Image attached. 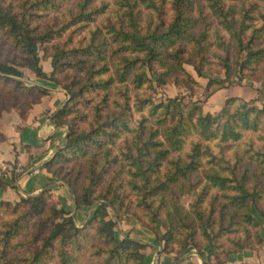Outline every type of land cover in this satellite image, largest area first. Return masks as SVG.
Returning <instances> with one entry per match:
<instances>
[{
  "label": "trees",
  "instance_id": "1",
  "mask_svg": "<svg viewBox=\"0 0 264 264\" xmlns=\"http://www.w3.org/2000/svg\"><path fill=\"white\" fill-rule=\"evenodd\" d=\"M19 1L0 0V32L20 51L19 66L31 69L38 78L51 81L68 93L65 105L54 115L57 125L68 127L67 136L46 168L70 188L78 207L96 208L92 217L79 227L74 215L60 206L48 189L27 195L16 204L0 199V264H80L87 253L95 258L94 264H148L149 245L129 236L122 238L116 231L118 220L130 212L131 195L155 222L151 228L158 239H164L162 251L175 252L171 248L174 234L181 232L180 225L188 217L178 202L171 205L165 202L168 205L162 217L161 208L154 209L153 202L159 195L166 199L162 193L180 180L193 183L195 174L199 178L197 184L203 179L204 183L194 212L201 220L204 216L212 219L202 226L208 248L198 252L205 257L204 264H223L231 253L261 247L264 211L259 202L264 187L257 179L249 186L245 174L238 178L235 169H231L229 162L222 163L223 159L209 143L217 141V146H222L239 142L247 132H259L264 141V105L243 102L240 106L237 97H230L212 115L204 114L196 102L188 105L169 98L157 103L151 97L137 96L134 107L129 90L130 86L142 89L146 83L154 88L149 72L157 77L158 84H166L167 78L177 73L192 79L184 67L186 62L194 66L199 77L204 76V54L216 45L226 52L227 78L209 80L207 96H210L222 83L226 86L225 80L231 79L232 67L227 61L232 41L243 56L238 63L239 72L256 69V64L264 60V48L255 47L256 41L263 38L262 28L254 29L248 40L244 36L253 26L249 21L255 18L252 13L260 9V1L264 0H206L213 16L232 38L227 40L224 33L216 30L215 41L209 44L210 23L206 22V15L203 11L198 17L194 15L202 0H110L119 6L117 21L105 17L104 30L91 29V35H84L74 48L61 41L70 22L58 27L57 21H39L48 10L56 11L60 0ZM92 1H80L81 11L73 16V24L84 22L85 27L88 22H95L96 14L103 11L100 8L86 11ZM142 7L156 13L159 19L156 26L151 25L152 17L144 29ZM170 11L171 19L166 20ZM258 12L264 20V11ZM189 44L194 45V55L187 61L184 56ZM41 48L43 57L52 59L51 71L42 64ZM116 57L117 61L110 66V60ZM68 70H73V75L67 74ZM23 77L17 66L0 61V80ZM14 90L34 97L49 94L48 88L35 82L17 81ZM136 112L141 118L133 124ZM151 118L154 123H150ZM192 133L198 139L192 140L189 160L171 157L185 147ZM3 138L2 135L0 139ZM205 155L209 158L207 167L201 159ZM251 159L264 168V149L254 150ZM4 185L5 181H0V187ZM211 190L224 192L227 200L220 201V196L214 194L210 213L206 215L201 204ZM228 207H234L231 213ZM253 208L263 219L254 216ZM7 210L15 213L10 219L2 215ZM216 211H220L218 221L213 217ZM238 211H242V222L252 229L245 225L244 238L233 239L230 247L224 249L215 241L239 232L241 223L235 220ZM174 213L180 225L175 223ZM207 224L216 226L213 235L209 234ZM185 226L188 235L179 241L183 248L197 234L191 222ZM194 244L197 245L195 241Z\"/></svg>",
  "mask_w": 264,
  "mask_h": 264
},
{
  "label": "rangeland",
  "instance_id": "2",
  "mask_svg": "<svg viewBox=\"0 0 264 264\" xmlns=\"http://www.w3.org/2000/svg\"><path fill=\"white\" fill-rule=\"evenodd\" d=\"M21 1V0H20ZM19 1V2H20ZM80 1L84 0H67L63 1L60 0V7L54 12V9L48 10L47 14L45 16H41L39 21H47L49 23L57 21L58 27L64 26L65 23L70 22L67 24V32L61 39L62 43H66L69 48H74L78 46V40L83 38L84 35H91L90 30H95L97 27H101L104 30V23L103 22L105 17H108L111 19L112 22L117 21V10L119 9V6L117 4H114L113 1L110 0H93L90 4L87 5L86 11H91L93 8H100L99 14H96V20L95 22H88L85 27H82L84 22L82 23H76L73 24L71 22L73 16H77L80 13L81 9V4ZM105 1V2H104ZM135 1V0H131ZM167 8L169 9V5H167ZM140 9V7H137V10ZM260 11H264V1H260ZM259 10H256L252 14L254 15V19L249 20L252 23V27L250 30L247 32V34L244 36L245 40H248L252 35H253V30L262 28V34L263 38L260 40H257L255 43V47H263L264 48V20L259 17ZM200 11H203V15H206V22L210 23V40L207 41L209 44L210 41H215V33L214 31L218 30L222 33H224L226 39H230L232 41V38L230 37L229 33L225 31L221 25L219 24V20L215 18L211 12V9L207 5L206 0H202L201 4L197 7V9L194 12L195 17H198L200 15ZM103 13V14H102ZM153 13V16H150ZM56 17V20H55ZM154 17L152 23L150 22V18L152 19ZM171 19V11L169 12L166 20ZM159 22V19L156 15L155 12H152L151 10L144 9L142 7V14H141V23L144 25V29L148 27L149 23L151 25L156 26L157 23ZM202 25V24H201ZM260 32V33H261ZM70 34L73 35L72 38H70ZM69 37V38H68ZM70 39V40H69ZM59 40H56L58 42ZM194 45L189 44L187 47V54H185L184 58L188 61L191 55H194L193 53ZM52 52V49H51ZM43 50L42 48L40 49V56L43 58L42 64L44 68L48 71L52 70V64L51 58H44L43 57ZM228 64L231 65L232 69L229 71L231 79L229 81L225 80V84H235L236 86H241L240 82L243 81V85L247 84L249 81H255V80H260L264 76V60H262L260 63H257L255 66L257 67L256 69L250 70V72H239L240 71V66L238 65L239 61L242 60L243 56L239 55L238 53V48L236 47L235 42L232 41V45L229 49L228 52ZM245 55V54H244ZM194 59L198 62L199 58L197 56H193ZM204 57L206 58L205 65H204V71L205 75L202 77H199L197 75V72L194 68V66L188 62L184 63L185 69L190 73L192 76V79H189L186 75L182 73H177L175 75L169 76L167 78L166 84H158L157 82V77L153 74V72H149V75L152 79V82L154 84V88L149 87L148 83L145 84V86L142 89H135L133 86H130L129 94L132 98L131 104L134 106L135 101L137 100V96L142 97V98H148L151 97L155 102H161V101H167L169 98H177L179 101L182 103H187L190 105L192 102L199 103L202 107V111L204 114H216L218 113L224 106L226 100L230 97H235V96H230L226 98L224 103L221 105L219 110H215V112H211L208 107V96H207V86L209 83L210 79L213 80H223L227 78L226 74V68H225V63H226V52L223 51L220 47H217L216 45L210 47L209 52L204 54ZM117 57L113 60H110V66H113L115 61H117ZM21 60L20 58V51L14 47V45L5 38V35L0 32V61L7 62L10 65H15L19 69H21L24 73V77L21 79L14 78V80H0V123L1 121L3 122L4 118L6 115H11V113H14V111L19 110L21 107L23 109L26 108V105L29 104L31 101V95L25 94L22 92L21 94L19 92H16L15 85L17 84V81H21L27 84H31L34 82V77H37L35 73L27 68V67H22L19 66L18 63ZM73 70H68L67 74H72L73 75ZM241 78V80H240ZM252 78V80H250ZM25 85V84H24ZM222 83V87H224ZM233 86V85H232ZM221 87V88H222ZM62 88V87H61ZM63 89V88H62ZM117 91V88L114 89V92ZM67 92V91H66ZM114 97V95H113ZM118 98L117 96H115ZM244 101L239 99L236 103L237 104H243ZM114 105V104H112ZM135 107V106H134ZM260 107V106H259ZM190 108V107H189ZM188 110V109H187ZM22 112V110H20ZM145 114L148 113V110L145 109ZM141 114L140 113H134V117L132 120L133 124H137L140 121ZM155 120L151 118L150 123H154ZM68 130V127H67ZM1 133V132H0ZM3 134H0V137H2ZM4 137V136H3ZM198 136L194 133L190 135V137L187 139V144L185 147L179 151L178 153H173L171 157L173 158H178L180 157L181 160H189L188 154L191 152V145H192V140H197ZM209 145L212 146L213 152L218 155L221 159H223V162L225 165L227 162L230 163L231 169L234 168L235 172L238 175V178H240L243 174L246 175V180L249 186L254 185V181L257 179L261 185L264 187V168L257 163H254V160L251 159V155L254 153V150H263L264 149V141L260 138L259 132H247L245 133L243 139L239 142H230V143H225L222 146H217V141L209 143ZM204 166L207 167L206 162H208V157L202 156ZM263 170V172H262ZM17 173H19L17 171ZM225 173H230V170H225ZM193 183H189L187 180L183 179L180 180V182L176 183L173 185L171 190L165 191L162 193L164 195V198H162L160 195L157 196V200L153 202L154 204V209L161 208L160 209V215L162 217H165L166 215V206L169 204L171 205L173 202H178L179 206L181 207V210L185 215H187V221H184L185 224H181L178 222L179 219L175 213L174 217H176V222L177 224L180 225V231L181 232H175V240L172 243L171 248H173L175 252L178 253H183L186 252L187 250L190 249H195L198 251L202 250L204 248L205 250L208 248L206 245L208 243L207 238L202 234V226L203 224H206L207 222L211 221V218H208L204 216L203 220L196 214L195 211V205L198 203V197L201 193V189L204 183V179L201 184H197L199 178L195 174L193 177ZM7 179L10 180V176L7 173L6 168L0 166V181H5L6 185L0 187V199H4L6 201H10L12 204H16L21 201L22 198L25 197H18L12 190L14 187V181L10 183ZM57 179V178H56ZM58 181H62L60 183L65 184V182L61 179H57ZM11 185L12 187H9ZM67 186V185H66ZM69 188V187H68ZM70 189V188H69ZM47 190V189H45ZM51 191L54 195L56 200L59 202L60 206H62L59 197L56 195L55 189H48ZM54 190V191H53ZM71 191V190H70ZM218 194L220 196L219 200L220 201H225L227 198L225 197L226 195L224 192H218V190H211L209 195L206 197L205 201L202 202L201 204V210L205 212L206 215H209L210 210H211V202L213 200V195ZM261 200L259 202V208L264 211V188L263 192H261ZM132 199L131 201V207H130V212L128 214H125L122 219L118 220L117 226H116V231L118 235L122 238H125L126 236L130 237V234L135 230L137 226H140L143 228L147 233H150L152 235V239L154 240V246H158L157 249H154L152 247L151 251L149 247L146 249L147 252L148 250L153 254V259L151 261V264H160L159 262V256L160 253L163 254H171L168 252H163L162 249L164 247V239H158V235L152 230L151 226L155 224L154 221L150 220L149 216L147 215V212L145 209L140 207L137 204V198L133 195L130 196ZM168 203V204H165ZM83 207H87L85 205H82ZM173 206V205H172ZM171 206V207H172ZM80 207V206H79ZM91 210V213L87 217L85 223L87 220L92 217L94 214L95 208L96 207H89ZM217 208L220 209V206H217ZM232 209L227 208L229 213H231ZM237 209V208H236ZM172 212L174 210L172 209ZM220 211H216L213 214V217L216 221H218V216H219ZM242 211H238V216L236 217V221H239L241 224L238 225L239 232L236 233H229L225 238H221L217 241H215L216 244H220L224 246V249L229 248L230 245L232 244V240L234 239L235 241L238 239H243L245 236L246 229L245 227H251V225L246 224L245 222H242ZM253 214L257 218H262V216L259 214V212L253 208ZM2 215H5L7 218H12L15 213L7 210L3 211ZM75 218V217H74ZM208 219H210L208 221ZM213 219V223L215 220ZM76 220V218H75ZM188 222H191L195 229H197V234L195 236V239L189 240L190 245L186 248H183L182 244L179 242L180 240H184L183 238H186L188 235V231L186 229V224ZM77 223V222H76ZM84 223V224H85ZM83 224V225H84ZM79 227H82L83 225L77 224ZM246 225V226H245ZM208 226V231L210 235H213L216 231V226H212L210 224H207ZM163 231H166V228H162ZM182 229V230H181ZM252 229V227H251ZM132 238V237H131ZM136 239V238H133ZM142 242H145L144 240L141 239H136ZM194 241L197 243L194 244ZM147 243V242H146ZM148 244V243H147ZM149 245V244H148ZM162 251V252H161ZM199 253V252H198ZM200 254V253H199ZM180 256H183L180 254ZM178 257L179 256H175ZM95 263V258L89 255L87 253L84 257L83 260L80 264H94Z\"/></svg>",
  "mask_w": 264,
  "mask_h": 264
},
{
  "label": "crops",
  "instance_id": "3",
  "mask_svg": "<svg viewBox=\"0 0 264 264\" xmlns=\"http://www.w3.org/2000/svg\"><path fill=\"white\" fill-rule=\"evenodd\" d=\"M244 80L240 82L241 86L226 84L210 94L208 96L209 110L211 112L219 110L226 98L230 96L262 107L264 76L255 81L250 78L252 81H249L248 85L242 84ZM34 82L48 88L49 94L42 97L32 96L25 109L21 107L11 115H6L3 122L1 121L0 132L4 138L0 139V166L6 168L10 176V180H7L10 183L14 181L15 188L12 190L18 197L37 195L45 189L54 188L62 206L74 215L77 224L83 225L92 209L88 206L78 207L68 186L60 183L46 168V163L54 157L67 136V127L57 125L54 115L65 105L68 93L48 80L34 77ZM17 169L22 171L17 173ZM9 187L12 186L9 185ZM260 234L264 238V222ZM130 237L147 242L150 251L152 247L154 249L158 247L154 246L155 239H152V235L140 226L135 228ZM150 251L148 250L146 258L148 264H151L153 259ZM177 255L179 258L175 257ZM205 260V257L198 252L195 254L193 249L178 254L177 252L163 255L160 253L159 256L160 264H204ZM223 264H264V243L256 249L247 248L231 253Z\"/></svg>",
  "mask_w": 264,
  "mask_h": 264
},
{
  "label": "built area",
  "instance_id": "4",
  "mask_svg": "<svg viewBox=\"0 0 264 264\" xmlns=\"http://www.w3.org/2000/svg\"><path fill=\"white\" fill-rule=\"evenodd\" d=\"M17 171H22L21 169H17ZM36 171V170H35ZM60 182H62V181H60ZM193 252L195 253V254H197V250L196 249H193Z\"/></svg>",
  "mask_w": 264,
  "mask_h": 264
}]
</instances>
